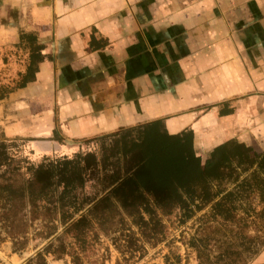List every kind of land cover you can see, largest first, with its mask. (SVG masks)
I'll use <instances>...</instances> for the list:
<instances>
[{"label":"crops","instance_id":"1","mask_svg":"<svg viewBox=\"0 0 264 264\" xmlns=\"http://www.w3.org/2000/svg\"><path fill=\"white\" fill-rule=\"evenodd\" d=\"M30 2L24 31L45 59L0 100V128L34 156L154 120L169 134L191 129L206 150L264 145V0ZM18 38L12 30L0 47ZM12 63L23 74L27 53ZM251 264H264V249Z\"/></svg>","mask_w":264,"mask_h":264},{"label":"trees","instance_id":"2","mask_svg":"<svg viewBox=\"0 0 264 264\" xmlns=\"http://www.w3.org/2000/svg\"><path fill=\"white\" fill-rule=\"evenodd\" d=\"M16 46L28 64L0 100L34 82L45 59L33 32L19 31ZM16 140L0 138V243L22 254L38 241L24 264H89L101 237L120 254L116 264L140 261L145 246L164 242L163 218L176 212L182 224L195 218L184 245L196 264H251L264 249V150L230 139L200 154L191 129L169 134L163 120L37 162L31 151L19 154ZM163 259L182 262L173 253Z\"/></svg>","mask_w":264,"mask_h":264},{"label":"rangeland","instance_id":"3","mask_svg":"<svg viewBox=\"0 0 264 264\" xmlns=\"http://www.w3.org/2000/svg\"><path fill=\"white\" fill-rule=\"evenodd\" d=\"M30 0H0V41H8V32L24 31L28 25ZM26 53L17 48L16 45H4L0 47V93L1 87H13L19 80L18 68H13L12 59L15 58L17 64L22 66ZM18 76V77H17ZM4 136L0 128V138ZM5 137V136H4ZM19 154L25 156L29 152L26 143L23 140H16ZM200 154L206 147L200 145ZM93 144L84 143L83 151L93 149ZM257 151H263L264 145H253ZM58 155V154H55ZM35 161L41 157L33 156ZM166 227V238L164 242L156 247L145 246L146 254L140 261H132L129 264H165L163 257L169 253L181 257V264H196L194 254L186 248L184 242L193 234L195 227V218L182 224L179 220V213L176 212L170 217L163 218ZM38 241L29 243L28 250L22 254H15L11 249V242L6 240L0 243V264H24L25 260L32 256L35 251L34 245ZM120 259V254L112 245L109 237H101L94 255L90 258L89 264H116ZM172 262H174L172 260ZM47 264H70L68 260L54 261L48 259Z\"/></svg>","mask_w":264,"mask_h":264},{"label":"water","instance_id":"4","mask_svg":"<svg viewBox=\"0 0 264 264\" xmlns=\"http://www.w3.org/2000/svg\"><path fill=\"white\" fill-rule=\"evenodd\" d=\"M65 142H66L67 144H69V142L72 143L71 141H68V140H65Z\"/></svg>","mask_w":264,"mask_h":264}]
</instances>
